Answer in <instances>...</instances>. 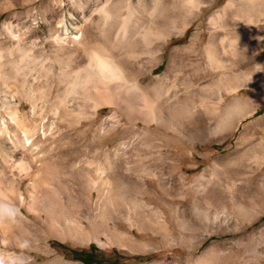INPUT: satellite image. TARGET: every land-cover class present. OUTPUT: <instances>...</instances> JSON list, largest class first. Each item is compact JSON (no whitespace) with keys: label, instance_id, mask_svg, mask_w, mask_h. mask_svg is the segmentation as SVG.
I'll return each instance as SVG.
<instances>
[{"label":"rangeland","instance_id":"1","mask_svg":"<svg viewBox=\"0 0 264 264\" xmlns=\"http://www.w3.org/2000/svg\"><path fill=\"white\" fill-rule=\"evenodd\" d=\"M103 1L0 0V49L4 47L0 57V126L11 124L9 109L17 110L22 121L38 127L40 145L33 170L17 163L13 158L19 151L8 139L0 138V170L8 175L22 172L21 188L28 205L37 186L34 203L40 208H51L52 198L66 202L70 193L76 202L89 201L85 215L101 210L109 219L127 213L135 204L131 195L119 188L124 185L123 176L136 177L142 159L145 179L161 175L177 193L172 206L178 207V213L172 215L171 209L164 219L157 218L168 222L172 234L139 236L126 222L124 230L146 250L133 251L113 243L104 230L82 242L72 236L63 238L57 225L48 233L37 213L23 207L30 217L24 224L25 236L11 240L17 252L25 255L23 264H87L75 256L74 249L91 247L101 255L91 264H264V160L254 152L259 151L258 141L264 136V34L261 36L251 22L258 19L264 28V5L244 0L223 12L230 0H202L201 10L188 0H134L137 10L128 22V36L117 43L118 50L141 53L138 64L146 70L141 78L156 83L153 99L170 103L175 119L183 123L178 129L182 133H178L176 126L160 125V115L156 118L148 109H141L142 97L134 90L116 92L138 107L97 108L74 73H61L60 67L71 59H54L57 52L64 58L68 55L63 51L68 47L55 49L54 38L65 34L63 23L70 28L84 23L82 41L93 43ZM120 22H114L113 27L101 21L100 26L109 32ZM239 28L246 32L228 35V30ZM213 32L219 35L214 48L217 59H209L207 54ZM109 38L113 40L114 35ZM20 43L26 45L27 52L17 50ZM172 54L175 59H170ZM150 68H154L151 73L147 72ZM253 93L261 96L258 109L236 121L244 111L239 102ZM221 95V109L216 110ZM235 121L238 123L233 125ZM11 131H16L13 126ZM179 142L184 145L181 151ZM123 143L131 146L120 148ZM104 167L108 171L102 175ZM37 169L38 175L34 173ZM9 180L4 184L12 185ZM209 198L221 199L220 206L227 207L224 213L220 208L215 223L204 217ZM151 205L156 206L154 202ZM84 213H80L81 221L90 230ZM180 219L194 229H181ZM109 229H115L114 224ZM222 229L229 231L221 233ZM14 243L9 244L10 251L15 250Z\"/></svg>","mask_w":264,"mask_h":264},{"label":"bare ground","instance_id":"2","mask_svg":"<svg viewBox=\"0 0 264 264\" xmlns=\"http://www.w3.org/2000/svg\"><path fill=\"white\" fill-rule=\"evenodd\" d=\"M188 1L193 7H199L202 4V0H188ZM241 1L244 0H237V1L230 0L226 5V7L224 8L223 12L229 6L235 4L239 5ZM251 1L256 2L257 0H251ZM258 2L259 5L261 4L264 5L263 0L261 2L258 0ZM205 4H207V2H205ZM199 8L201 10V7ZM98 10L100 15L98 21L95 22L96 30L92 39L93 43L89 44V43H84V41H82L84 23L83 25L80 23H76L75 25H71V28L67 24L63 23L65 27L63 32L65 34L63 36L57 35L54 38V42H55L54 47L57 51L63 50L64 47H68V50H63L68 52L67 57L64 58L60 56L59 53L57 52V54H55L54 56V59H71V61L67 65L60 67L61 73L62 71L63 73L65 72H69V74L74 73L76 75L75 80L80 84L81 87H83L81 88L83 89L82 91L85 93L87 97L95 101V107L97 108L101 106H118L122 109H128V108L130 109L137 103L124 99L118 92H116V90L118 91L122 88L123 89L125 88L127 91L134 90L142 97L141 109L142 108L148 109L151 113L155 115V117L157 115H160L161 117H159L160 119L158 120L160 122V125H164L167 127L171 124L174 127L176 126L174 129L176 130V132L180 133L182 130L179 132L178 129L183 127L182 125L183 123L180 122V120L177 121L178 120L177 118H176L177 120L175 119L170 103L160 100L158 101L156 99H153V97H151L152 95L151 91L155 89L156 83L151 80L148 81L146 80L147 81L146 82L141 78L142 75L146 73V70H143L142 66L138 64L139 62L138 59H141L142 57L141 53L138 52L136 49L129 51L127 53L126 52L123 53L118 50V46H117L118 41L123 40L128 36L129 33L128 22L131 19H133L134 12L137 10V5L135 4V1L134 0H104ZM120 19L121 22L118 23V25L115 28H113L114 22L117 23L118 20ZM101 21H103L104 26H106L107 24L113 26L109 29V32L108 31L106 32L104 27L100 26ZM251 22H253L256 25L257 32H259V34L262 36L264 34V28L259 26L258 19L252 18ZM232 31L236 32L237 34H241L246 32V28H239L231 31L228 30L227 32L228 35L232 33ZM113 35L114 38L112 40L109 37H112ZM218 36L219 35L217 32H213L212 37L210 39V43L207 47V54L209 56V59H217L214 48ZM223 39L224 38L222 37L221 41H224ZM3 48L4 47H2V49ZM16 48L17 50H19V52H21V54L23 52L25 53L28 51L26 45L21 43L17 44ZM2 49H0V57L2 56L1 54ZM173 55L174 54L170 56L171 57L170 59H175V56L174 58H172ZM73 59H88V62L86 64H81V61L74 63L75 60ZM171 63L172 60L171 61L169 60L168 65L170 67H171L170 65ZM153 71L154 68H150V70L147 72L151 73ZM260 74L263 75V72L261 71ZM15 76L18 78V75ZM223 99L224 97L223 95H221L219 97L218 105H216L217 106L215 108L216 110L221 109V104L223 102ZM260 99H261L260 94L253 93L248 97L244 98L243 102H239L240 103L239 105L244 107V111L241 112L240 114L241 117L236 121L241 122L244 117L254 114V112L259 107L258 101ZM136 106L138 107L140 105L137 104ZM229 107L230 105H227V108ZM8 114L10 116L11 124L6 123L5 126H0V138L5 137V139H8L15 146V150H17V152L19 151L18 153L19 156L17 155V158H13V159L15 161H18L17 163H21L23 166L31 169L33 165L36 166L35 164H38V150H39L38 146H40L38 145V131H39L38 127L37 126L32 127L29 125V123H27V121H22L19 118V112L17 110L9 109ZM164 115H166L167 117V121H166L167 123L163 122ZM231 115L232 114H230L229 117ZM226 117H228V115ZM153 120L157 121V119L155 118ZM236 121L233 122V125L238 123ZM174 122L177 124H174ZM219 122L221 121L219 120ZM224 122L228 123L227 121ZM224 122L221 123V126L222 124H224ZM12 126L16 130L13 134L11 131ZM230 126H232V124ZM45 129L46 128H44V131ZM256 134L257 132H254L253 136H256ZM258 143L261 144L259 151L258 152L254 150L253 151L257 154V156L259 155L260 158L264 160V136L258 141ZM178 144L181 151L184 145L182 142H179ZM129 146L131 145H129L128 143H123L120 148L125 149L128 148ZM29 154H31V157ZM177 157H179V154L177 155ZM5 163L8 166L7 160L5 161ZM109 163L112 164L111 161ZM107 171L108 169L104 167L100 172L103 175L106 174ZM136 171H137V175L132 179L129 176H123L124 181L122 182L124 185L122 187L120 186L121 188H119L120 191L122 192L127 191L134 199L135 204L132 205L131 209L127 213H124L120 216L116 215L115 217H110L108 219L107 217L105 218L103 216V212H101V210H97L92 212V214L85 215L84 212H86L87 210L89 211L90 209L89 201L86 199L84 200L82 198L83 200H79L76 202L75 196L70 193L68 195V199L66 200V202H64L61 199V197L56 199L52 198L53 201L51 202V208H45V207L40 208L37 206L38 205L37 203H34L35 197L38 192L37 186L36 188H34L33 191H31V199L28 205L27 197L26 195H24L21 188V183L23 179L21 176L22 174L20 173L22 172L18 173L16 171L17 174L10 172L11 175H8L5 170H0V180H1L0 182L2 183V186L0 187V234H1L0 263L23 264L25 260V255L18 253L15 243L11 242L12 238L14 240L15 239L17 240L18 237L25 236L24 232L26 230L24 224L27 221V219H30V217L25 213L23 207H27L29 211L32 212L34 211L35 214L37 213L36 217L40 218L41 221L45 223L47 229L50 231L48 233L52 234L53 233L52 226L57 225L64 233L63 238L72 236V237L80 238L82 242L91 240L92 237L94 238L98 237L96 235L99 234V232H102V230H104L105 233L106 232L108 233L107 236L109 240L113 243H117L133 251L146 250L138 243L136 238L134 239L132 237L133 235L131 236L126 230H124L126 228L125 226L126 222L129 223L128 227H130V229H135L139 232L137 233L139 236H144L147 233H150L152 235H155V233H163L166 237L170 233L172 234L173 229L172 230L169 229L168 222L166 220L159 222L157 218L159 217V219H164L165 215H169L171 213V209H172V215L178 213V207L173 208L172 206V204L175 203L174 200L176 199L177 196L176 191L173 189L172 185L170 186V184H167L165 182L164 177H162L161 175H156L160 177L155 176L154 178L145 179L143 174L144 171H146V166L144 165L142 159L139 160L138 165L136 166ZM34 173L35 174L37 173L38 175V169ZM6 179H10L12 181L11 182L12 185L10 186L5 185L3 181H6ZM106 180L109 179L106 178ZM129 181H131L130 184H128ZM214 192L215 189L212 188L211 193ZM220 200H215L212 198L208 199L209 206L207 209L205 208L204 210V217L207 220H211L212 222L218 220L222 213V210H220V208L223 209V213L224 211H226L227 209L226 206L223 205L220 206V204H222ZM152 202H154L156 206H152L151 205ZM212 208H215V212L213 213H211ZM40 209H42V212L40 211ZM80 213H84V215L87 216L86 218L89 221L90 230H87V228L83 225L81 221L83 217H81L82 215H80ZM156 221L160 223L159 226H157ZM180 221H182V223H180L181 229H186V228L194 229L193 226L187 227L183 219L182 220L180 219ZM111 223L114 224L115 227V229L113 230L109 229ZM228 231H229L228 229H222L220 232L227 233ZM78 234H80V236H78ZM96 239L100 243H102V240L98 238ZM11 243H14L12 244L15 249L14 251L9 250V246L11 245ZM195 246L196 244L193 243V247ZM11 259L13 261H11ZM14 261H16V263H14Z\"/></svg>","mask_w":264,"mask_h":264},{"label":"trees","instance_id":"3","mask_svg":"<svg viewBox=\"0 0 264 264\" xmlns=\"http://www.w3.org/2000/svg\"><path fill=\"white\" fill-rule=\"evenodd\" d=\"M75 256H78L77 258L86 262L87 264L91 263H97L98 260H94V256L96 255V250L91 247L90 249H81L76 250L74 249Z\"/></svg>","mask_w":264,"mask_h":264},{"label":"flooded vegetation","instance_id":"4","mask_svg":"<svg viewBox=\"0 0 264 264\" xmlns=\"http://www.w3.org/2000/svg\"><path fill=\"white\" fill-rule=\"evenodd\" d=\"M99 257H101V255H99V254L97 253V251H96V255L94 256V260L97 261Z\"/></svg>","mask_w":264,"mask_h":264}]
</instances>
